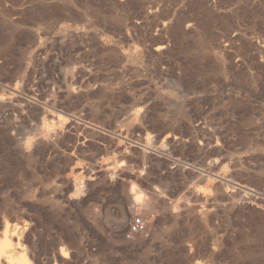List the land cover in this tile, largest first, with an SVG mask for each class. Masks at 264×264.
<instances>
[{
  "label": "rangeland",
  "instance_id": "rangeland-1",
  "mask_svg": "<svg viewBox=\"0 0 264 264\" xmlns=\"http://www.w3.org/2000/svg\"><path fill=\"white\" fill-rule=\"evenodd\" d=\"M4 237L14 264H264V0H0Z\"/></svg>",
  "mask_w": 264,
  "mask_h": 264
},
{
  "label": "bare ground",
  "instance_id": "bare-ground-1",
  "mask_svg": "<svg viewBox=\"0 0 264 264\" xmlns=\"http://www.w3.org/2000/svg\"><path fill=\"white\" fill-rule=\"evenodd\" d=\"M9 239V238H8ZM6 237H4L1 241H0V260L2 259V255H5V262H7V264H14L12 262L13 258V254H11V248L12 245L10 244L11 242L8 240ZM14 251V250H13ZM20 258V257H19ZM21 259H23V257H21ZM16 260V259H15ZM24 261V260H21ZM18 262V261H17ZM1 263V262H0Z\"/></svg>",
  "mask_w": 264,
  "mask_h": 264
},
{
  "label": "built area",
  "instance_id": "built-area-1",
  "mask_svg": "<svg viewBox=\"0 0 264 264\" xmlns=\"http://www.w3.org/2000/svg\"><path fill=\"white\" fill-rule=\"evenodd\" d=\"M146 226L144 219L140 216H136L132 219L128 227V234H138L145 230Z\"/></svg>",
  "mask_w": 264,
  "mask_h": 264
}]
</instances>
